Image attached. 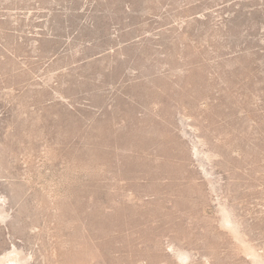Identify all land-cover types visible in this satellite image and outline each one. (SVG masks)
I'll use <instances>...</instances> for the list:
<instances>
[{
  "label": "rangeland",
  "instance_id": "rangeland-1",
  "mask_svg": "<svg viewBox=\"0 0 264 264\" xmlns=\"http://www.w3.org/2000/svg\"><path fill=\"white\" fill-rule=\"evenodd\" d=\"M251 245L264 264V0H0V264Z\"/></svg>",
  "mask_w": 264,
  "mask_h": 264
},
{
  "label": "bare ground",
  "instance_id": "bare-ground-1",
  "mask_svg": "<svg viewBox=\"0 0 264 264\" xmlns=\"http://www.w3.org/2000/svg\"><path fill=\"white\" fill-rule=\"evenodd\" d=\"M229 213V212H228ZM226 220V219H225ZM225 224V223H224ZM230 224V223H229ZM235 224V223H234ZM231 230H232V234H233V236H235L237 239L238 238H240V232H241V230L239 231V229H237V227H234V226H231ZM231 234V235H232ZM242 234V233H241ZM235 238V239H236ZM244 246V245H243ZM242 248V247H241ZM240 248V249H241ZM256 249V248H255ZM243 250H244V247H243ZM246 251H244V252H247L251 257H252V259H253V262L254 263H259V260H258V255H257V253L255 252V250L252 248V245L251 246H247L246 247V249H245ZM178 254V253H177ZM179 254H180V252H179ZM179 254H178V256H179Z\"/></svg>",
  "mask_w": 264,
  "mask_h": 264
}]
</instances>
